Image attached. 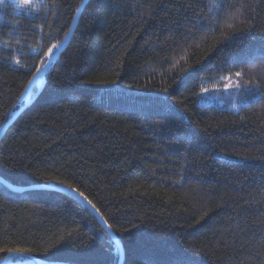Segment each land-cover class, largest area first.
Returning a JSON list of instances; mask_svg holds the SVG:
<instances>
[{"label":"trees","instance_id":"obj_1","mask_svg":"<svg viewBox=\"0 0 264 264\" xmlns=\"http://www.w3.org/2000/svg\"><path fill=\"white\" fill-rule=\"evenodd\" d=\"M82 2L0 1V264H264V0Z\"/></svg>","mask_w":264,"mask_h":264},{"label":"rangeland","instance_id":"obj_2","mask_svg":"<svg viewBox=\"0 0 264 264\" xmlns=\"http://www.w3.org/2000/svg\"><path fill=\"white\" fill-rule=\"evenodd\" d=\"M1 1V0H0ZM16 4L18 12L26 14L31 13L33 6L32 0H28V5L25 6V0H12ZM236 72L220 74L203 80L202 90L200 92L199 101L207 104L238 111L243 105L256 99L259 95L256 85L247 80L243 74L239 77ZM42 85V77H39L31 90V95H34ZM15 262L35 263L36 260L30 255L10 257Z\"/></svg>","mask_w":264,"mask_h":264},{"label":"water","instance_id":"obj_3","mask_svg":"<svg viewBox=\"0 0 264 264\" xmlns=\"http://www.w3.org/2000/svg\"><path fill=\"white\" fill-rule=\"evenodd\" d=\"M88 0H83L81 6L79 7V9L77 10V12L75 13V16L73 18V21H72V25H71V28H70V31L67 35V39H70L71 36H72V32H73V27H74V24L79 16V14L81 13V11L83 10L84 6L86 5ZM58 53V52H57ZM56 53V54H57ZM53 55L46 63L45 65L41 68L40 72L38 74H36L32 79L31 81L29 82L28 84V87L26 89V101L24 103V105L15 113L13 114V116L9 119V121L2 127V129L0 130V138L2 136V134L4 133V131L6 130V128L9 126V124L12 122V120L25 108L28 106V104L30 103V89H31V86H32V83L38 78L39 74H41L45 69L46 67L50 64V62L54 59V57L56 56ZM0 181H2L5 185L9 186L10 188L11 185L4 181L1 177H0ZM51 188H57V186H50ZM39 188H44L43 186H39V185H32V186H27V187H24V188H21V189H15L16 191H26V190H32V189H39ZM91 209L97 214V216L99 217V219L103 222V224L105 225V227L107 228V230L109 231V233L112 235L111 231L109 230V228L106 226V224L104 223L102 217L100 216L99 212L97 210H95V208L93 206H91ZM117 243H119L117 241ZM122 254V253H121ZM39 264H53L52 262H48V261H40ZM58 264H64V263H58ZM121 264V262H120Z\"/></svg>","mask_w":264,"mask_h":264},{"label":"snow or ice","instance_id":"obj_4","mask_svg":"<svg viewBox=\"0 0 264 264\" xmlns=\"http://www.w3.org/2000/svg\"><path fill=\"white\" fill-rule=\"evenodd\" d=\"M27 5H28V0H25V6H27ZM53 47H55V45ZM51 51H52V49L50 48L49 52H51ZM235 75L237 77H239L241 75V73L240 72H236ZM17 251H28V250H17Z\"/></svg>","mask_w":264,"mask_h":264}]
</instances>
